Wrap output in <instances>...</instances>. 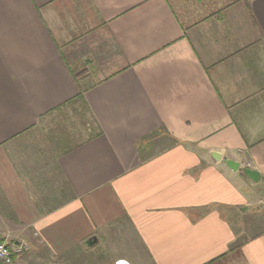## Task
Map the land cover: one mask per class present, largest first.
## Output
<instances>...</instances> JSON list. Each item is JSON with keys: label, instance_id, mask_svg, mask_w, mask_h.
I'll list each match as a JSON object with an SVG mask.
<instances>
[{"label": "crops", "instance_id": "crops-1", "mask_svg": "<svg viewBox=\"0 0 264 264\" xmlns=\"http://www.w3.org/2000/svg\"><path fill=\"white\" fill-rule=\"evenodd\" d=\"M243 168L264 177V0H0L14 264H264Z\"/></svg>", "mask_w": 264, "mask_h": 264}, {"label": "rangeland", "instance_id": "rangeland-1", "mask_svg": "<svg viewBox=\"0 0 264 264\" xmlns=\"http://www.w3.org/2000/svg\"><path fill=\"white\" fill-rule=\"evenodd\" d=\"M264 185V184H263ZM253 215H248L246 217H244L241 220V225L244 228L245 231V238L249 237V236H255L257 234H260L261 232L264 231V211H262V214L257 216L254 215V213H252ZM7 241L11 244H13L14 242H16L15 239H7ZM17 242H26V241H17ZM28 243V242H26ZM29 246V250H30V245ZM111 249V247L108 246H104V248H101V250L99 249L96 252L95 255V259H93V264H115V258L114 257H110L112 256L111 250L113 251V249ZM27 250V251H29ZM25 251V253L22 255L24 257V260L30 255L28 254V252ZM109 253V254H108ZM85 258L88 259L87 256H82L80 257L79 263H75V264H85L84 260ZM231 258H236L235 256H232ZM231 259V260H233Z\"/></svg>", "mask_w": 264, "mask_h": 264}, {"label": "built area", "instance_id": "built-area-1", "mask_svg": "<svg viewBox=\"0 0 264 264\" xmlns=\"http://www.w3.org/2000/svg\"><path fill=\"white\" fill-rule=\"evenodd\" d=\"M29 250L28 243H9L0 237V264H14L15 257Z\"/></svg>", "mask_w": 264, "mask_h": 264}, {"label": "water", "instance_id": "water-1", "mask_svg": "<svg viewBox=\"0 0 264 264\" xmlns=\"http://www.w3.org/2000/svg\"><path fill=\"white\" fill-rule=\"evenodd\" d=\"M214 157L216 158H220L219 154H214ZM225 164H227L232 170L234 171H238L241 169V165L238 162H234V161H229V160H222ZM242 172L248 177L250 178L253 182L259 183L261 181L264 182V177L261 175L260 172L256 171V170H252L249 168H243ZM118 264H128L126 262H119Z\"/></svg>", "mask_w": 264, "mask_h": 264}]
</instances>
